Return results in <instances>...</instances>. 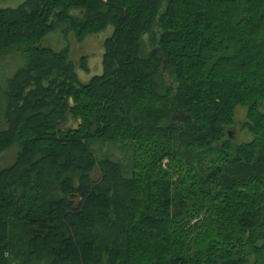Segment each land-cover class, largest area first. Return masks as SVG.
Returning <instances> with one entry per match:
<instances>
[{
	"label": "trees",
	"instance_id": "16d2710c",
	"mask_svg": "<svg viewBox=\"0 0 264 264\" xmlns=\"http://www.w3.org/2000/svg\"><path fill=\"white\" fill-rule=\"evenodd\" d=\"M59 24L78 41L113 27L103 74L84 84L43 45ZM12 50L0 264H264V0H27L0 8ZM99 142L128 145L132 167Z\"/></svg>",
	"mask_w": 264,
	"mask_h": 264
},
{
	"label": "rangeland",
	"instance_id": "374dc122",
	"mask_svg": "<svg viewBox=\"0 0 264 264\" xmlns=\"http://www.w3.org/2000/svg\"><path fill=\"white\" fill-rule=\"evenodd\" d=\"M25 1L27 0H0V8H18ZM66 27L65 24H59L53 32L48 34L43 45L55 51L67 49L69 51L70 60L75 65L76 72L81 82L86 84L94 76L103 73L104 43L105 40L112 35L113 27H109L103 32L91 34L83 41H78L74 32L67 33ZM84 56L88 60L90 68L88 72L83 71L80 67L81 58ZM25 62V58L16 50H12L10 53L0 58V130L6 127L3 114L7 102L6 92L8 90V80L25 64ZM247 115L248 110L246 107L238 106L236 108L235 124L230 128L232 129V136L235 143L247 144L254 138L246 125L248 122ZM19 149V144H16L0 154V170L7 169L15 163ZM92 149L100 159L109 157L114 161L120 162L126 171L132 167L134 153L133 150L130 151L128 145L113 143L104 144L99 142L92 144ZM168 161V158L164 160V168L167 167ZM95 175H97V173ZM15 245L16 248L22 246L18 243ZM22 263H24L23 260L17 262V264Z\"/></svg>",
	"mask_w": 264,
	"mask_h": 264
},
{
	"label": "water",
	"instance_id": "95a60500",
	"mask_svg": "<svg viewBox=\"0 0 264 264\" xmlns=\"http://www.w3.org/2000/svg\"><path fill=\"white\" fill-rule=\"evenodd\" d=\"M80 201H81V198L80 197H77L75 200H74V209H78L79 207V204H80Z\"/></svg>",
	"mask_w": 264,
	"mask_h": 264
},
{
	"label": "crops",
	"instance_id": "0c3cea01",
	"mask_svg": "<svg viewBox=\"0 0 264 264\" xmlns=\"http://www.w3.org/2000/svg\"><path fill=\"white\" fill-rule=\"evenodd\" d=\"M103 71H104V69H103ZM103 74V73H102Z\"/></svg>",
	"mask_w": 264,
	"mask_h": 264
}]
</instances>
